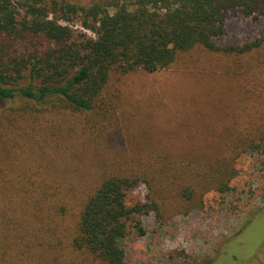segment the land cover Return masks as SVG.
I'll return each instance as SVG.
<instances>
[{
	"label": "trees",
	"instance_id": "obj_1",
	"mask_svg": "<svg viewBox=\"0 0 264 264\" xmlns=\"http://www.w3.org/2000/svg\"><path fill=\"white\" fill-rule=\"evenodd\" d=\"M234 9L255 20L264 0H0V264H127L123 241L144 234L141 215L162 222L202 208L208 191L231 189L232 162L264 145V102L228 127V154L103 163L85 184L67 182L59 161L66 152L83 159L72 144L106 116L99 102L113 74L154 72L195 48L264 54V35L216 44ZM140 184L145 199L128 203Z\"/></svg>",
	"mask_w": 264,
	"mask_h": 264
},
{
	"label": "rangeland",
	"instance_id": "obj_2",
	"mask_svg": "<svg viewBox=\"0 0 264 264\" xmlns=\"http://www.w3.org/2000/svg\"><path fill=\"white\" fill-rule=\"evenodd\" d=\"M67 1L89 5L100 0ZM62 22L91 36L78 22ZM225 26V34L215 38L219 46L264 35L263 16L253 20L237 9L228 12ZM248 64L253 69L245 71ZM258 84L264 92L263 53L234 59L202 48L154 72L113 74L99 102L106 116L96 118L94 131L72 144L83 159L72 160L66 152L59 161L67 182L93 183L98 165L129 164L157 153L178 158L228 154V127L250 119L256 104L264 102L255 94ZM232 166L231 189L206 192L202 208L162 222L153 212L141 215L144 234L132 231L123 241L127 264H264V145L241 153ZM146 192L140 184L127 202L144 200Z\"/></svg>",
	"mask_w": 264,
	"mask_h": 264
},
{
	"label": "built area",
	"instance_id": "obj_3",
	"mask_svg": "<svg viewBox=\"0 0 264 264\" xmlns=\"http://www.w3.org/2000/svg\"><path fill=\"white\" fill-rule=\"evenodd\" d=\"M83 30H86V32L88 33V29H83ZM91 32V34L90 33H88L89 35H91L92 37L94 36V33L92 32V31H90Z\"/></svg>",
	"mask_w": 264,
	"mask_h": 264
}]
</instances>
